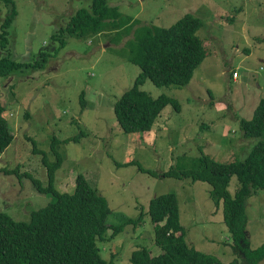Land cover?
Masks as SVG:
<instances>
[{
	"label": "rangeland",
	"instance_id": "rangeland-1",
	"mask_svg": "<svg viewBox=\"0 0 264 264\" xmlns=\"http://www.w3.org/2000/svg\"><path fill=\"white\" fill-rule=\"evenodd\" d=\"M14 2L16 14L7 27L8 42L4 49L0 47V56L34 61L43 50L46 60L39 66L13 70L6 77L0 75V101L14 134L0 153V211L13 219L29 220L32 211L52 199L51 194L38 191L26 175L18 178L1 170L18 164L19 173L29 171L42 185L47 184L46 167L29 137L54 160L53 136L63 140L84 131L78 142L56 146L63 156L55 171L56 188L72 191L75 176L81 173L106 199L107 224L144 213L136 225L126 223L112 238L97 240L103 258L112 264H130V253L137 247L146 246L152 255L161 252L147 207L155 195L172 192L188 244L217 255L225 264L234 259L235 264H245L234 248L222 205L210 197L211 185L159 174L168 167L199 166L202 153L222 161L243 158L262 137H244L239 119H250L264 95V0H106L139 24L166 26L185 13L201 21L196 33L206 55L189 82L181 87L156 86L146 79L140 86L152 97L175 98L179 109L167 103L149 131L133 133L123 132L112 112V104L140 71L127 58L124 41L129 35L116 41L110 39L112 31L66 34L59 47L51 34L77 9L89 8L91 0ZM7 13L0 1V22ZM129 160L134 162L122 164ZM237 186L233 176L232 194ZM245 212L249 247L255 248L264 243L262 189L247 197ZM258 264H264V258Z\"/></svg>",
	"mask_w": 264,
	"mask_h": 264
},
{
	"label": "trees",
	"instance_id": "trees-1",
	"mask_svg": "<svg viewBox=\"0 0 264 264\" xmlns=\"http://www.w3.org/2000/svg\"><path fill=\"white\" fill-rule=\"evenodd\" d=\"M2 1L8 13L0 22V47L7 45V27L16 14L14 0ZM201 21L196 16L185 13L174 22L162 26L141 23L131 16H124L115 5L106 0H91L89 8H79L60 25L51 37L58 40V46L65 43L64 35H82L100 31H112L110 37L124 41L127 58L140 67L131 87L125 90L112 104L119 127L125 133L149 131L163 108L170 103L175 110L179 104L175 98L160 94L152 97L140 86L149 79L156 86L186 85L194 68L206 55L202 38L196 33ZM130 33V34H129ZM111 39V40H112ZM57 48H54L56 52ZM34 61H17L8 55L0 56V75L6 77L13 70L26 66H39L45 62L46 51H39ZM81 106H86L84 92L80 93ZM6 106L0 101V153L12 142L14 134L4 116ZM239 127L244 137H260L243 158L222 161L209 154L198 157L199 166L189 168L168 167L159 176L175 179L190 178L211 185L210 197L217 206L223 207L224 222L234 239V248L241 254L245 264H258L264 258V243L249 247L246 231L247 216L245 203L255 189L264 191V95L258 101L250 119L240 118ZM59 140L52 137L50 148L54 160H49L41 151L36 140L33 151L41 154L46 167L47 184L29 171H18V164L12 168L3 167L4 174H14L18 178L26 175L38 191L49 193L52 199L31 212L29 220L13 219L0 211V264H112L100 255L97 240L112 238L126 223L136 225L144 213L123 223L107 224L109 213L104 196L92 187L86 177L78 173L72 191H60L55 186V171L61 166L63 156L56 146L60 142H78L84 135ZM134 162L129 160L122 164ZM138 167L146 170L141 165ZM236 176L238 186L232 194L229 185ZM147 213L154 225V241L161 252L150 254L146 246L133 249L130 264H225L217 255L204 252L188 244L185 228L179 222V208L172 192L155 195L149 200ZM110 228V233L105 235ZM229 264H235V259Z\"/></svg>",
	"mask_w": 264,
	"mask_h": 264
},
{
	"label": "built area",
	"instance_id": "built-area-1",
	"mask_svg": "<svg viewBox=\"0 0 264 264\" xmlns=\"http://www.w3.org/2000/svg\"><path fill=\"white\" fill-rule=\"evenodd\" d=\"M238 75L237 71H233V76L236 77Z\"/></svg>",
	"mask_w": 264,
	"mask_h": 264
}]
</instances>
